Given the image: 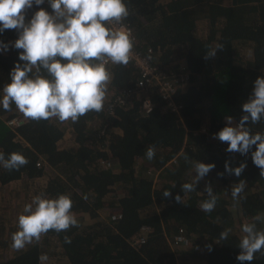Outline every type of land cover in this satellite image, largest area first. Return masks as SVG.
I'll use <instances>...</instances> for the list:
<instances>
[{
	"label": "trees",
	"instance_id": "1",
	"mask_svg": "<svg viewBox=\"0 0 264 264\" xmlns=\"http://www.w3.org/2000/svg\"><path fill=\"white\" fill-rule=\"evenodd\" d=\"M100 1L121 10L133 50L171 77L185 74V87L169 104L155 85L134 91L141 71L122 56L101 68L112 54L94 44L109 28L98 10L79 15L82 0L1 1L0 184L46 166L61 174L46 190L55 213L42 244L0 264H42V245L68 264H177L181 233L202 244L179 253L207 264H264V236L247 251L239 229L245 219L264 227V0ZM207 21L217 31L200 36ZM67 110L75 150L58 147ZM18 117L26 121L9 125ZM213 183L245 192L215 197Z\"/></svg>",
	"mask_w": 264,
	"mask_h": 264
},
{
	"label": "rangeland",
	"instance_id": "2",
	"mask_svg": "<svg viewBox=\"0 0 264 264\" xmlns=\"http://www.w3.org/2000/svg\"><path fill=\"white\" fill-rule=\"evenodd\" d=\"M214 14V13H213ZM215 16V15H213ZM204 22L197 26L196 32L200 36L207 35L209 37L212 31H217V22ZM179 48L177 47L176 50ZM180 52V51H179ZM244 54V53H243ZM242 54V55H243ZM245 58H249L246 57ZM178 86L185 87L183 80H178ZM62 117L65 119V130L64 137L59 142L58 147L60 149H73L75 150L77 145L75 143V135L72 132V120L73 116L70 110L62 113ZM101 124V123H100ZM98 122L92 124L93 126H99ZM239 131L232 130V138L235 139ZM42 167V166H41ZM39 167V168H41ZM61 174L59 167L52 168L46 166L41 175L34 178L23 177L21 180L12 182L8 185L0 184V262L8 259L9 255H14L25 251L29 246L39 244L44 241V228L48 222V215L55 213L54 207L51 206L46 196V190L49 185L55 181ZM204 172L202 168L197 169L193 175V182L191 190L199 193L200 180L202 179ZM217 183H213L210 186V191L218 187L219 194L215 197H222L226 200L234 198L245 191L236 189V192L240 194L232 195L233 189L221 186H217ZM253 192V189H251ZM242 192V193H241ZM115 198H110L114 200ZM104 207L99 210L101 217L105 218L110 215L112 211L107 210ZM114 213V212H113ZM113 213L111 215H113ZM71 219H75L74 213L69 214ZM88 216L84 215V219ZM250 220L245 219L244 222L239 226L242 237L245 240V247L247 251H253V243L255 242L256 233L261 232L264 236V227L255 222H249ZM200 243L198 237L193 235L186 238V242L183 246L173 244L172 248L178 249L175 255V261L177 264H207V258L205 256L195 257L189 253L185 255L179 253L180 251L188 252L193 247V243ZM182 248V249H180ZM43 259L42 264H68L65 258H60L57 253L45 252V246L42 245Z\"/></svg>",
	"mask_w": 264,
	"mask_h": 264
},
{
	"label": "built area",
	"instance_id": "3",
	"mask_svg": "<svg viewBox=\"0 0 264 264\" xmlns=\"http://www.w3.org/2000/svg\"><path fill=\"white\" fill-rule=\"evenodd\" d=\"M1 1L4 0H0V2ZM82 1L83 5L79 9V15L87 13L91 10H98L103 15L109 28L108 36L103 39V41H99L94 44L97 49H100V51L110 50L112 54L111 56H113L105 57L100 64L101 68H106L109 64L111 65L112 63H115L118 56H122L125 60L132 62L141 71L143 80L139 84H137V87L134 91H138L139 93H141V91H143L144 89L155 85L163 101L170 104L173 101L174 95L178 90V80H183L184 82L185 74L180 73L176 76L171 77L170 75H167L166 72L160 70L158 65L153 64L148 56L134 51L132 46V42L134 40L133 30L123 22V14L121 10L109 8L100 0ZM63 10L67 13L74 12V8L71 3L66 4L63 7ZM122 103H125V101L122 100ZM143 104L145 108L149 109L151 102L149 99H146L143 101ZM174 111L178 112L179 109H176ZM25 121V118L18 117L10 121L9 125L19 126L20 123ZM233 129L240 132L242 131L243 126L238 123L232 127L231 131ZM37 166L41 167L42 165L41 163H38ZM102 166L105 169H110L111 163L108 161H104L102 162ZM120 218V214H115L112 216L113 221ZM142 231L146 234L148 233L149 229L147 227H143ZM136 238L137 236H135L133 239L136 240ZM142 238L140 239L141 241H139L141 242V244L144 243V239ZM185 242L186 238L183 233H181V235L175 238L174 243L175 245L180 246Z\"/></svg>",
	"mask_w": 264,
	"mask_h": 264
}]
</instances>
